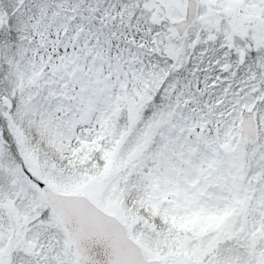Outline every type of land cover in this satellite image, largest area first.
Here are the masks:
<instances>
[{"label":"snow or ice","instance_id":"1","mask_svg":"<svg viewBox=\"0 0 264 264\" xmlns=\"http://www.w3.org/2000/svg\"><path fill=\"white\" fill-rule=\"evenodd\" d=\"M0 264H264V0H0Z\"/></svg>","mask_w":264,"mask_h":264}]
</instances>
